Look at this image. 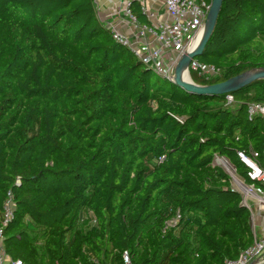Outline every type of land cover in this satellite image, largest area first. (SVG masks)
<instances>
[{"label": "trees", "instance_id": "16d2710c", "mask_svg": "<svg viewBox=\"0 0 264 264\" xmlns=\"http://www.w3.org/2000/svg\"><path fill=\"white\" fill-rule=\"evenodd\" d=\"M209 4L213 0H203ZM140 23L146 15L131 2ZM211 86L264 68V0H223L196 59ZM118 44L96 0H0V227L24 264H225L254 241L228 160L264 153V80L188 93ZM234 108V110H233ZM13 218L5 226V206Z\"/></svg>", "mask_w": 264, "mask_h": 264}, {"label": "built area", "instance_id": "2783aa9c", "mask_svg": "<svg viewBox=\"0 0 264 264\" xmlns=\"http://www.w3.org/2000/svg\"><path fill=\"white\" fill-rule=\"evenodd\" d=\"M167 20L158 21L153 26L142 25L131 12V2L124 8V15L131 25L132 35H126L118 31L121 23L103 21L107 30L112 32L113 39L120 45L128 48L136 58L154 75L159 78L175 82L176 69L189 52L200 32L208 26L212 3L203 0H164ZM149 20L155 15L142 8ZM124 24V21H122ZM151 37V38H150ZM188 72H196L200 78L211 79L221 75V70L213 66H205L196 59L187 67ZM235 101L232 95H226L225 106L232 107ZM249 120L260 118L264 122V103L253 102L247 105ZM241 161L249 168L248 176L252 182L264 185V153L262 158L259 153H252V158H247L239 153ZM224 164V160L220 159ZM244 190V205L251 210L248 197L256 196L264 203V189L256 185L247 186L240 184ZM237 191V190H236ZM239 192V191H238ZM3 226L13 218V202L10 199L5 206ZM3 227H0V264H24L20 261H12L7 257L4 248ZM253 244L244 251L236 261H226L225 264H251L264 262V229L258 231L252 220ZM124 264H132L129 252L123 253Z\"/></svg>", "mask_w": 264, "mask_h": 264}, {"label": "water", "instance_id": "95a60500", "mask_svg": "<svg viewBox=\"0 0 264 264\" xmlns=\"http://www.w3.org/2000/svg\"><path fill=\"white\" fill-rule=\"evenodd\" d=\"M222 4H223V0H213L208 27L203 37V40L201 41L200 46L196 50L191 51L186 56H184L176 69L175 82L178 86H180L183 90H185L188 93L199 94V95H212V96L228 95L238 91L239 89L255 81L264 80V68L248 71L244 74L231 78L227 81L211 86L197 85L196 83L193 82L192 78L190 77L187 67L192 60L200 57L203 51L205 50L206 45L216 25V21L221 11ZM185 69L187 71L188 76L190 77V83L182 81V73ZM251 264H264V262L262 263L253 262Z\"/></svg>", "mask_w": 264, "mask_h": 264}, {"label": "crops", "instance_id": "0c3cea01", "mask_svg": "<svg viewBox=\"0 0 264 264\" xmlns=\"http://www.w3.org/2000/svg\"><path fill=\"white\" fill-rule=\"evenodd\" d=\"M132 1L137 2L138 4L141 5L142 8L151 11L155 15V17L152 18V20H149L146 16V22L142 23V25L146 24L149 26H153L158 21H165L168 19L165 12L164 0H96V4L97 2L98 3L100 2V6H101V12L99 11V9H97L98 16L102 21H106V22L117 21V23H120V20L124 21V24L121 21L117 29L119 32L131 36L133 33L131 31L132 27L130 24H128L127 22L128 20L124 15V8L128 2H132ZM97 8H98V4H97ZM239 192L242 195H244L243 192L241 191ZM251 197L252 200L255 201V206L258 210V214H260L257 217L253 216V207H252L251 208L252 220L254 221L256 227L258 226V228H260V231H262L264 229V203L260 202V200L256 196H251Z\"/></svg>", "mask_w": 264, "mask_h": 264}, {"label": "rangeland", "instance_id": "374dc122", "mask_svg": "<svg viewBox=\"0 0 264 264\" xmlns=\"http://www.w3.org/2000/svg\"><path fill=\"white\" fill-rule=\"evenodd\" d=\"M97 4H98V8L97 9H99V11L101 12V6H100V2L98 3L97 2ZM96 4V5H97ZM101 20V19H100ZM102 21V20H101ZM199 58V57H198ZM197 58V59H198ZM189 75H191L190 74V72H189ZM191 77V76H190ZM156 79H157V77H156ZM162 81H163V79H162ZM233 110H234V108H233ZM220 159L221 160H226V158L225 159H223V158H219V157H216V160H215V162H214V164L215 165H217V166H219V162H220ZM226 162L228 163V166L226 165V164H223V166L225 167V172L231 177V184H232V187L235 189V190H238V191H241V192H243L244 193V190L240 187V184H243V181H242V179H240L238 176H237V173H236V169H235V167L233 166V165H231L230 164V162L228 161V160H226ZM248 203H249V205L251 206V208L253 207V216H259L260 214H258V210H257V208H256V206H255V201L254 200H252V197L250 196V197H248ZM257 228H258V226H257ZM259 229V231H260V228H258Z\"/></svg>", "mask_w": 264, "mask_h": 264}, {"label": "bare ground", "instance_id": "6f19581e", "mask_svg": "<svg viewBox=\"0 0 264 264\" xmlns=\"http://www.w3.org/2000/svg\"><path fill=\"white\" fill-rule=\"evenodd\" d=\"M207 27H208V26H206V27L200 32V34L198 35L197 39L195 40V42L193 43L192 47L190 48L191 51L196 50V49L200 46L201 41L203 40V37H204L205 32H206V30H207ZM182 81L190 83V77L188 76L186 69H185V70L183 71V73H182ZM224 164H226V165L228 166V163H227L226 161H224Z\"/></svg>", "mask_w": 264, "mask_h": 264}]
</instances>
